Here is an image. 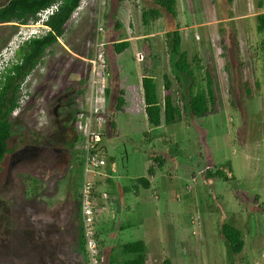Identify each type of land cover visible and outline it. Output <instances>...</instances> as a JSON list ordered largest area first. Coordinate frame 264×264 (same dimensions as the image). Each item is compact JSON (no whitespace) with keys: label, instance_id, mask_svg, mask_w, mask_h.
<instances>
[{"label":"rangeland","instance_id":"rangeland-1","mask_svg":"<svg viewBox=\"0 0 264 264\" xmlns=\"http://www.w3.org/2000/svg\"><path fill=\"white\" fill-rule=\"evenodd\" d=\"M224 5L232 12L231 0H178L173 14L163 13L150 0H95V8L88 13H82L86 8L82 4L68 22L65 36L48 50L44 62L28 78L22 89L21 108L13 114L17 125L14 140L19 149L0 165V264H24L25 256L29 264H85L87 256L81 252V245L69 247L61 242L76 236L80 240L82 235L78 194L84 181L81 164L87 156L83 141L96 131L89 120L92 108H108L104 125L108 159L98 174L104 182L102 190H107L109 172L131 187L126 198L136 214L123 221L132 222L131 236L144 242L147 261L155 254V259L167 255L172 264H234L220 232V225L228 223L242 231L246 243L243 252L235 256V264H264V136L254 139L248 134L247 143L237 139L236 115L230 105L232 81L227 72L231 65L228 57H222L220 47L221 31L230 26L222 23ZM114 17L127 27L123 34L138 38L121 55L112 50L111 57L105 53L111 59L106 62L107 68L110 63L111 74L103 83L102 78L93 79L90 65L96 54L98 27L105 29L106 42L109 34L115 41L129 38L114 37L109 32L115 31L112 23L108 24ZM30 24L18 29L0 27V68L6 59L16 57L25 38L44 33L41 23ZM175 30L182 37L180 51L187 52L190 61L197 55L203 64L214 67L218 104L216 112L208 117L194 118L184 112L181 123L155 127L143 108V76L155 82L161 101L171 93L179 102L181 93L192 85L191 78L182 72H177L181 83L173 76L171 61L177 50L164 33ZM140 54L146 58L140 59ZM150 55L158 60H154L156 67L152 70ZM165 75L171 82L167 86ZM196 77L197 85L205 88L206 81H201L204 72ZM120 88L126 94L124 112L115 110ZM99 89H108V100L100 96ZM79 91H83L81 96ZM75 94L79 95L76 103L69 104ZM257 104L259 111L264 101ZM77 136L79 141L69 148V141ZM154 155L159 160L166 157L163 168L152 158ZM199 159L223 176L213 179L205 173L192 180L187 175L192 171L190 162ZM225 177L234 180L226 181ZM141 178L152 181V185L140 186L136 192L132 185L140 183ZM104 198L97 199L102 210V203L109 197ZM27 199L34 200V211ZM105 213L97 231H110L111 236L114 218ZM48 216L56 225L48 223L43 230L54 233L60 242L47 243L44 234L40 237L36 232L46 226L44 217ZM27 226L32 231H27ZM33 232L40 239L34 240ZM129 241L124 234L116 240L124 247Z\"/></svg>","mask_w":264,"mask_h":264},{"label":"trees","instance_id":"trees-1","mask_svg":"<svg viewBox=\"0 0 264 264\" xmlns=\"http://www.w3.org/2000/svg\"><path fill=\"white\" fill-rule=\"evenodd\" d=\"M126 1L129 0H118L119 3H124ZM150 1H153L156 5H158L163 13L168 14L174 13L178 3V0ZM83 2H85V0H0V27L11 26L14 29H18V27L20 26L29 25L32 22H36L38 19V13L52 7L53 5L59 4L58 10L52 16H50V19L46 22V26L50 28V31L44 33L43 35L33 37L30 40L24 42L16 51V57L5 69L3 77L0 80V165L7 157H9V155L13 157L15 154H17V150L19 149V144H16L14 140L17 125L13 120V114L17 109L20 108L23 84L27 82L28 78L44 62V58L48 50L56 46L59 43V40L65 36L66 26L68 22L82 6ZM160 15H162V13H160ZM144 18L145 22H147V15L144 14ZM115 23L118 26L122 25L119 20L115 21ZM166 36L168 41L171 40L175 43L177 50L174 58H172V65L176 67V72H182L183 74L190 77L192 80V85L188 88V94H183L182 96H180L179 102L175 101V98L171 93L166 95L163 101H161L159 99L158 89L155 85V82L149 78H145L143 85L146 91V114L148 116L149 122L155 127H162L163 125H172L178 122H182L184 118V112L188 114V116L191 115L194 118L201 119L208 117L210 114L212 115L216 112L215 108L218 104L214 80L215 76L213 74L214 70L212 66L208 63L203 64L201 62L202 58L198 57L197 55L190 61L188 53L182 50L180 51L182 37L180 36L179 31L175 30L172 33H167ZM108 42L109 45H107L106 47V53L108 57H111V50L112 53L121 55L130 48L129 41L115 43L111 45V47L110 41ZM108 61L110 62L109 59ZM109 62V66L107 69L108 72H110ZM194 66L196 67V69H194L193 71L192 67ZM200 72H204V77L201 78V81H206L205 88L202 86L199 87V85H197L199 83L196 74ZM181 81L182 79L180 78L179 82L181 83ZM73 91L75 90H72V94ZM82 93L83 91H79L80 96L82 95ZM78 97L77 94L72 96L69 100V104L76 103ZM181 102L184 103L183 106H181ZM116 103L117 110L124 112L126 105V94L123 91L120 92ZM78 141L79 136H77L75 140L69 141V148L71 145L74 146L73 144L77 143ZM22 143L25 144L24 141ZM102 146L104 155L108 159V147L106 148L107 140L106 145L103 141ZM152 158L157 159L156 161L160 164L159 167L163 168V165L166 162V157L163 156L162 159L159 160L158 156L154 155ZM206 175H210L211 177H213V179L223 176L219 171H211L210 167ZM225 179L226 181L230 182L234 180V178L231 177H225ZM139 182L140 183H138V185L144 186L145 188H149V186L151 185L150 182L145 178L139 179ZM255 200L258 201L259 197H256ZM27 201H30V209L34 211V200L27 199ZM79 209L81 212L80 204ZM46 221V226H41L40 231L44 228L46 229L48 223H50L52 227L56 225L51 218L46 219ZM30 223L33 224L32 221H29V224ZM61 226L62 225L58 227L61 228ZM29 227H32V225H29ZM26 230L32 231L28 230V226ZM99 231L98 234L102 236V231ZM36 232H39V230ZM36 232H33L35 236ZM220 232L227 247V254H230L232 258H234L235 264V256L241 254L246 245L243 238V233L240 229L228 223H223L221 225ZM47 235L48 238L54 237L56 240H58V242H60L58 236H56L54 233L48 232ZM36 237L35 240L39 238L38 236ZM102 243L103 241L101 242V246ZM64 245L67 246L66 243H64ZM79 245H81V252L86 255V239L83 230L81 239L79 240L76 236V243L74 242L72 244V247H76ZM143 257L145 259V256ZM24 259V264L30 263L27 256H25ZM139 260L140 264L144 262L142 257H139ZM87 262L88 259H86L85 257V264H87ZM102 264H105L104 259H102ZM165 264L170 263L166 262Z\"/></svg>","mask_w":264,"mask_h":264},{"label":"flooded vegetation","instance_id":"flooded-vegetation-1","mask_svg":"<svg viewBox=\"0 0 264 264\" xmlns=\"http://www.w3.org/2000/svg\"><path fill=\"white\" fill-rule=\"evenodd\" d=\"M231 3L232 12L223 6L226 12L222 23L230 26L221 31L220 47L222 57H228L231 65L227 72L232 81L230 105L236 115L237 139L247 143L248 134L254 139L264 136V106L257 111V101H264V0H231ZM195 10L199 19L197 4ZM190 163L192 171L187 175L192 180L209 169L203 165L204 160Z\"/></svg>","mask_w":264,"mask_h":264},{"label":"crops","instance_id":"crops-1","mask_svg":"<svg viewBox=\"0 0 264 264\" xmlns=\"http://www.w3.org/2000/svg\"><path fill=\"white\" fill-rule=\"evenodd\" d=\"M85 2H86V0H85ZM85 2H83V4H85L84 7H86V8L84 9V12H82V13H88L91 8H95L94 7L95 6V0H91L90 4H87ZM150 2H151V4L154 3L153 1H150ZM93 4H94V6H93ZM80 8H79V10H80ZM79 10L73 15V17H75L78 14ZM118 20H120L119 17L118 18L114 17L112 19V21H110V23H108L110 25L112 23L113 29L115 30V31H109V32H112L114 37H121V36L127 35V34H123V32L127 29V27H125V24L121 20H120V22L122 23V25L118 26L115 23V21H118ZM144 20H145V18H144ZM145 24L148 25V21L145 22ZM128 27H129V30H131L132 25L130 24ZM121 33H122V35H121ZM168 33H170V32H168ZM164 34L166 35V33H164ZM127 36L129 38L124 37V38H121V39L115 41L111 37V34H109L108 37H109V41H110V47H111V45H113L115 43H119V42H123V41H129L130 44H131L132 41H134V40H136L138 38V37L135 36V34L133 35L132 33H128ZM137 36H139V40H143L141 34H137ZM143 37H144V35H143ZM171 52H172V50H171ZM92 54H93V50H92ZM148 55L149 54L147 53L146 56H148ZM146 56L145 55L143 56V54L142 55L140 54V59H141V57L146 58ZM154 60L158 61L156 56L153 57L152 55H150V68H151V70L155 69V67H156ZM110 61H111V59H110ZM151 63L153 65H151ZM90 65H91V63H90ZM174 68L176 69V67H174ZM212 68L214 70L213 66H212ZM175 69L173 70V76H174V79L176 80L177 77L178 78H181V77H179L177 75V72H176ZM213 73H214V76H215L214 80H215V89H216V74H215V70L213 71ZM110 74H111V72H109L108 76H110ZM145 78H148V77L147 76L146 77L143 76V83H144ZM164 78H166V80H167L166 86L171 83L170 80H169V76L165 75ZM177 83H178V81H177ZM109 85H111V87H112V83H109ZM142 87L145 90L144 85H142ZM182 88L184 90H186L184 87H182ZM99 90H100L99 91L100 96H102L103 98L106 97L107 98L106 100H108L109 94H110L108 89H107V91H105L106 89L105 90L99 89ZM113 90H115V85H114V89ZM118 90H119V92L123 91L125 93V90L123 88H120ZM111 91H112V88H111ZM142 92L143 93L141 95H143L142 96L143 97V103L145 104V97L146 96L144 94V91H142ZM97 94H98V92H97ZM183 94L184 95L188 94V90H187V92H182L181 96ZM216 94H217V98H218L217 90H216ZM91 97H93L92 94H91ZM183 105H184V103H183ZM109 106H110V104H109ZM105 108H107V107H105ZM115 108H116L115 110H117V103L115 105ZM143 108H144V110H146V106L145 105L143 106ZM106 110L108 112V108ZM145 113H146V111H145ZM87 115H88V112H87ZM82 136H84V135H82ZM111 138H109V140H111ZM82 165H83V162L81 164V168H82ZM208 167H210V166H208ZM82 170H83V168H82ZM109 173H110V175L108 176V174H107V176H106L107 177V181H105V183H107V185H106L107 186V190L106 191L102 190V187L104 186V182L101 181V179H99L100 176H98L96 178V182L98 184V188H99V190L101 189L100 192L102 194H107L109 196V200L107 202L105 201V204L102 203V206H104L106 208L107 212L109 214H111V216H113V218H114L112 235L108 236V235H110L109 234L110 231H108V232L103 231V234H102L103 243H102V247H101V255H102V258L105 261V264H140L139 257H142L143 260H144V262H142V264H153V263L154 264H165L166 262L172 264L171 263V258L168 257L167 255H163V256H160V257L155 259V254H151V255L148 256V261H147V253L148 252H145L146 250H145L144 242L142 240H140V239L137 240L135 238L136 236H134V237L131 236L132 233H131L130 229L133 226L132 222L123 221V219L129 218V217L134 216L136 214V212L134 210H132V207L128 203V199L126 198V193L129 190H131V187L123 185L118 180V178H116V177L114 178V175L112 174V172H109ZM149 182L152 185V181L149 180ZM108 186H110V188ZM138 187H140V185H138V184L134 183V185H132V188L134 190H136V192H137V188ZM103 200L104 199H102V201ZM44 218L46 220V219H48L50 217L48 216V217H44ZM51 219L53 221H55L53 218H51ZM221 225H220V227H221ZM41 233L44 234L47 243H51L50 241L55 242V243L58 242V240H56L54 237L53 238L52 237L48 238L47 237L48 236L47 235L48 232L45 233L44 230L39 231V236L40 237H41ZM121 234L128 235V238L130 239L129 244L126 247L121 246L120 244L117 245L116 240ZM27 236H30V232L27 234ZM74 242L76 243V237H75V239H73V237H71V239H70V237H69L64 242H61V244L64 245V243H66L67 246H72V244ZM144 252L146 254H143ZM143 256H145V259H144Z\"/></svg>","mask_w":264,"mask_h":264},{"label":"built area","instance_id":"built-area-1","mask_svg":"<svg viewBox=\"0 0 264 264\" xmlns=\"http://www.w3.org/2000/svg\"><path fill=\"white\" fill-rule=\"evenodd\" d=\"M58 7L59 4H56L44 11H41L40 13H38L37 21L32 22L30 25H37L41 23V26L43 27V29H45L44 33L49 32L50 28L46 26V22L50 19V16H52L58 10ZM105 32L106 31L102 26L98 27L96 54L94 59L91 61L93 79L96 80L97 78H102L103 83L105 82L109 74L107 71L108 68L106 66V62L108 59L105 57L106 51L104 52V48H106L109 43L108 41L106 42ZM37 36L40 35H33L31 37L28 36L22 43ZM12 61L13 60L10 58L6 59V63L4 64L3 68H0V75L3 70H5L11 64ZM26 84L27 82L23 84L22 89ZM92 95L94 96L93 93ZM19 109H17L16 111H18ZM89 120L91 128L94 127L96 131L91 132L90 135H88V138H85L83 141V146L86 144L87 156L83 162L84 181L78 196L81 207L82 230L86 239V256L88 259V264H102L101 242L103 241V238L98 234L97 225L98 222L101 221L100 218L102 214L107 210L106 208L105 210H102V208L97 205V199H101L103 196L105 197L104 199H108V195L102 194L100 192L95 179L99 174V170L106 166L107 158L105 157L104 151L102 150V145L103 141L105 142L106 136L104 125L107 121V111L101 110L99 108H92L89 112ZM91 177H94V180H92ZM107 213L108 212H106L105 214Z\"/></svg>","mask_w":264,"mask_h":264}]
</instances>
